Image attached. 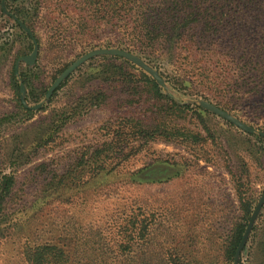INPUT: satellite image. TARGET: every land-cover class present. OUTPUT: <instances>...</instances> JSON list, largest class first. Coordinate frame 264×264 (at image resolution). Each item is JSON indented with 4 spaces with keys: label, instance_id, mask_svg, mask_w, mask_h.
I'll use <instances>...</instances> for the list:
<instances>
[{
    "label": "rangeland",
    "instance_id": "obj_1",
    "mask_svg": "<svg viewBox=\"0 0 264 264\" xmlns=\"http://www.w3.org/2000/svg\"><path fill=\"white\" fill-rule=\"evenodd\" d=\"M89 1L0 0V264H29L26 247L44 244L62 249L67 264H92L104 252L123 258L117 242L132 230L134 215L145 217L142 212L155 217L146 236L150 249L171 255L173 264H226L231 230L241 222L240 199L251 204L252 214L264 194V99L244 90L234 94L223 83L225 59L185 50L174 59L164 46L133 53L162 85L132 63L125 67L153 80L161 97L137 76L121 82L112 76L120 62L97 56L47 99L53 82L83 54L123 50L118 29L105 26L95 0ZM12 16L37 44L30 65L22 58L34 42ZM245 19L237 26L250 43L241 45L260 49L264 18ZM226 42L225 48L232 46ZM12 71L26 105H40L27 108L30 115L18 106ZM203 101L253 133L203 109ZM9 177L13 186L6 194ZM238 264H264V203Z\"/></svg>",
    "mask_w": 264,
    "mask_h": 264
},
{
    "label": "trees",
    "instance_id": "obj_2",
    "mask_svg": "<svg viewBox=\"0 0 264 264\" xmlns=\"http://www.w3.org/2000/svg\"><path fill=\"white\" fill-rule=\"evenodd\" d=\"M91 1L93 2L90 0L89 4ZM94 2L92 5L99 7L97 12L103 13L101 21L105 26L118 29L120 33L118 44L123 45V50L136 54H148L159 46H164L165 53L174 59L176 55L181 56L178 50H185L189 54L197 52L195 57L204 53L211 58H223L225 60L220 66V69L225 72L223 83H228L229 89L234 94L244 90L243 93L264 99V37H262L260 49H246L241 44L243 42L246 46V41L247 43L250 41H245L244 35L240 34L242 25L237 26L239 21H246L245 18L249 16L257 22H263L264 0H95ZM93 22L100 21L96 19ZM226 40L232 44L231 47H224ZM237 43L240 46H236ZM222 50L227 52L224 53ZM110 58L120 62V65L114 66L115 73L112 76L124 79L121 82L126 83L130 81L128 78L137 76L150 87L151 94L159 96L157 84L148 76L140 72L135 75L125 70L127 66L132 67L130 62L118 57ZM11 84L18 106L30 115L31 111L25 108L19 99L14 71L11 74ZM170 104L173 111L177 109L172 102ZM139 133L142 137L152 136L146 131H139ZM261 140L264 142V138ZM12 186L13 179L9 177L4 186L6 194ZM240 200L241 222L236 223L231 230L223 254V261L226 264L233 262L251 214V204L244 199ZM144 214L145 212L140 213L139 216H145L141 220L134 215L131 222L132 230L127 232L125 229V232L121 233L124 235L122 237L124 241L117 242L115 251H122L120 257L123 258L109 257L104 252L102 256L92 258V264H109V262L173 264L175 259H171V255L164 258V252L157 246L150 249L148 243L150 239L146 236H149L151 232L149 227L153 221L155 222V217L151 219L152 217ZM139 237H142L143 241H139ZM131 251H133V257H130ZM24 254L29 264H67L69 260L62 249L51 244L28 246Z\"/></svg>",
    "mask_w": 264,
    "mask_h": 264
},
{
    "label": "water",
    "instance_id": "obj_3",
    "mask_svg": "<svg viewBox=\"0 0 264 264\" xmlns=\"http://www.w3.org/2000/svg\"><path fill=\"white\" fill-rule=\"evenodd\" d=\"M2 11L4 13H6L7 15H10L9 13H7L6 9L4 8V6L2 5ZM11 16V15H10ZM12 18L16 21V23L19 25V27L32 39V41L34 42V50L33 52L26 57H23L22 60L30 65L32 64L35 59H36V55H37V44L35 42V39L32 36V33L30 32V30L17 18L13 17ZM97 56H111V57H118L121 59H124L130 63H132L133 65H135L136 67L142 69L144 72L148 73L152 79L159 85L163 84V81L160 77V75L154 70L152 69L150 66H148L140 57H138L137 55L130 53L128 51L122 50V49H117V48H101V49H95L92 51H89L85 54H83L82 56H80L77 60H75L71 65H69L58 77L57 79L53 82V84L51 85V87L48 89V91L46 92V98L48 99L52 93L58 88V86L68 77L70 76L71 73H73L79 66H81L83 63L87 62L88 60H90L91 58L97 57ZM20 100L22 105L25 108H29V109H38L40 107V105H36L35 107H28L25 103L24 100V87L22 84H20ZM200 106L211 112L212 114H214L215 116H218L219 118L225 120L226 122L230 123L231 125L235 126L236 128L251 134L253 133V128H251L250 126L244 124L243 122H241L240 120H238L237 118H235L234 116L230 115L229 113L221 110L220 108L216 107L213 104H210L208 102H200ZM262 137H264V133H259ZM264 203V194L262 195L261 199L259 200L258 204L256 205V207L254 208L250 219L247 223V226L245 228V232L239 242V245L236 249L235 255H234V263L233 264H238V260L240 257L241 252L243 251V249L245 248V245L247 243L248 237L250 235L252 226L254 224V221L262 207Z\"/></svg>",
    "mask_w": 264,
    "mask_h": 264
}]
</instances>
